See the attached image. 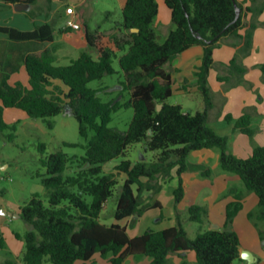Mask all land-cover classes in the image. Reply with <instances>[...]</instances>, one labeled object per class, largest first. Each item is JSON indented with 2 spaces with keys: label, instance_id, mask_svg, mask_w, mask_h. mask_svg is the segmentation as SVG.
Masks as SVG:
<instances>
[{
  "label": "trees",
  "instance_id": "1",
  "mask_svg": "<svg viewBox=\"0 0 264 264\" xmlns=\"http://www.w3.org/2000/svg\"><path fill=\"white\" fill-rule=\"evenodd\" d=\"M163 1L170 10L173 25L163 42L152 26L158 15L156 0H126L121 22L110 33L87 30L89 50L66 65L54 64L49 50L18 55H7L4 51L0 55V141L4 138L13 142L16 137L17 123L7 124L4 120L6 108L22 110L29 118L39 120L68 112L77 121L79 135L88 140L81 157L55 152L40 159L46 169L41 184L47 204L34 194L18 209L20 218L30 227L23 235L22 264H75L94 255L108 259L109 264H123L129 256H146L150 258L149 264H166L168 255L189 250L195 252L197 264H234L240 258V241L230 226L241 209L245 193H254L258 198L257 206L247 218L264 245V146L255 147L248 158L228 152L227 137L208 125L213 101L207 80L213 67L214 49L231 38L237 54L228 65L229 75L219 79L232 85L244 82L247 68L238 63V57L246 56L252 48L253 33L262 24L258 17L264 10V0H250L245 9L251 16L248 21L243 20V8L238 2L236 18L234 0ZM35 3L36 0H0L2 5H14L22 11ZM134 28L138 31L132 32ZM52 32L48 24L26 32L0 26L9 46L14 45L11 51L20 42L49 41ZM195 45L203 47L202 62L195 76L204 110L191 114L167 100L172 96L173 61ZM90 50L96 52V59ZM114 59H118L123 76L121 86L129 94L126 106L133 109V117L124 132L108 127L118 103L102 102L99 91L88 87L90 82L116 73L112 66ZM21 65L27 71L29 88L8 83ZM259 68L264 74V63ZM55 81L60 85L54 84ZM157 105H161L160 110ZM252 113L253 109H248L237 119L226 115L225 120L233 124L234 130L252 137L255 132L251 126ZM47 126L52 128L50 122ZM137 143H142L146 151L157 153L154 159L150 162L144 158L134 162L124 159L115 165V172L104 171L105 164L125 157L129 147ZM38 149L43 155L45 144H39ZM201 149L217 150L221 169L237 175L245 189L233 193L235 201L227 205L221 229L199 228L191 238L178 211L175 226L146 231L132 238L126 227L100 221L106 202L118 186V174H123L124 180L116 195L117 222L128 217L139 218L145 211L159 208V202L151 203L145 196L157 194L161 189L159 180H168L174 168L178 186L173 195L174 204L178 205L184 195L181 175L190 169L189 155ZM69 168L74 169L72 174L65 175ZM197 169L203 176L211 174L209 168ZM186 215L189 221L203 225L208 219V209L193 204L187 208ZM15 237L21 238L19 234ZM0 247H3L2 238ZM0 264L17 263L6 259Z\"/></svg>",
  "mask_w": 264,
  "mask_h": 264
},
{
  "label": "crops",
  "instance_id": "2",
  "mask_svg": "<svg viewBox=\"0 0 264 264\" xmlns=\"http://www.w3.org/2000/svg\"><path fill=\"white\" fill-rule=\"evenodd\" d=\"M86 1L73 0L72 2L77 7ZM235 1L242 5L243 20H250V14L245 12L246 7L250 5V0ZM156 2L158 4V15L152 24L154 31L158 28L162 18L165 20L168 18V24H171L170 10L164 1L156 0ZM69 6L74 8L72 4L65 0H59L55 6H52L49 0H43L41 3L36 0L35 5L23 11L16 9L14 5L4 6L7 9L10 23L5 25L0 24V26L26 32L33 31L38 26L48 24L51 25L53 32L52 39L49 41L30 40L20 42L15 44L17 48L15 47L14 51L10 50L14 45L9 46L10 43L7 36L0 33V55L4 54V51H6L7 55H18L19 52L49 50L54 56V64H56L59 60H68L70 62L76 59L82 52L89 50L85 34L90 28L83 25V35L79 34L81 25L78 22L76 9L74 8L73 15H68L65 12ZM263 17L264 10L258 17V20L262 24L253 33L252 48L246 56L240 58L241 65L247 68L243 76L244 82L232 85L230 82H224L219 79V77L223 78L229 75L228 65L235 55L234 39L231 38H226L223 44L214 49L213 67L207 78L213 101V107L208 112V125L217 134L227 137L228 152L239 158H248L255 147L264 146V74L259 68V65L264 63V28L261 27L264 26L262 22ZM68 20H74L79 25V28L73 29L67 27L66 23ZM171 29H173L171 25L165 29L164 39ZM111 31L103 32L110 33ZM72 53H77V56L72 55ZM202 58L203 47L195 45L180 53L173 61L171 97L180 95L182 99H185L184 104H177L182 107L185 113L194 114L204 110L203 98L198 90L195 76L198 67L201 65ZM8 83L10 85L19 83L29 88V77L24 65H21L18 72L10 76ZM54 84L60 85L58 81H55ZM197 96L200 101L197 102L196 111L193 112L194 108H190V105ZM251 108L254 109L251 117V126L255 132L252 137H248L234 130L233 124L228 123L225 120V116L231 115L233 119H237ZM3 117L7 124L19 123L22 120L26 121L29 119L24 111L16 108L4 109ZM188 163L190 169L181 175L184 195L178 205L175 206L173 195V191L178 186V176L176 175V168H174L168 180H159L161 189L157 194L145 196L147 201L151 203L155 201L159 202V208H151L145 211L134 222H132L131 217H128L119 222L115 220L116 222L112 224L117 223L120 226L126 227L129 237L132 238L146 231H160L175 226L177 224V211L181 215L183 222L187 208L193 204H200L206 206L208 209V219L205 223V229H221L225 222L227 205L235 201L233 193L244 192V186L237 175L224 172L221 169L217 150L201 149L193 151L189 155ZM196 167L209 168L211 171L210 176H203L202 171ZM231 190L234 191L231 192ZM257 203L258 198L254 193H245L241 199V209L230 227L238 234L240 251H250L253 255V261L255 260L257 264H264V261L261 262L260 260L264 259V250L261 246L259 235L247 218L248 213L257 206ZM245 262L247 261L244 260L243 263ZM149 263L150 258L146 256H129L123 264ZM75 264H109V262L108 259L94 255L88 261H78ZM166 264H197L195 252L189 250L180 254H170L167 257Z\"/></svg>",
  "mask_w": 264,
  "mask_h": 264
},
{
  "label": "rangeland",
  "instance_id": "3",
  "mask_svg": "<svg viewBox=\"0 0 264 264\" xmlns=\"http://www.w3.org/2000/svg\"><path fill=\"white\" fill-rule=\"evenodd\" d=\"M42 1L38 0L39 3ZM65 1L72 4L76 9L78 22L81 25L80 35H83L84 32L83 25L88 26L91 31L97 29L100 31L113 30L121 22V10L125 3V0H87L84 4L76 7V4L72 2L73 0ZM49 2L52 6H55L59 0H49ZM25 15L27 16L26 13ZM168 20V18L166 20L162 18L161 23L155 30L156 35L160 36V42L164 41L165 29L169 25L173 28L172 23L168 24ZM262 22L264 25V17L262 18ZM9 23L7 9L4 5L0 4V24L5 25ZM261 27L264 28V26ZM90 52L96 59V52L94 50H90ZM121 54L118 53L119 56ZM236 54L235 49L234 57ZM72 55L77 56V53H72ZM68 62V60H59L56 64H68ZM238 63L241 64L240 57H238ZM112 66L116 71L115 74L106 75L101 80L92 81L88 84V87L99 91L98 96L102 102L113 101V103H118V108L111 113L108 127L124 132L127 130L133 117V109L130 106H126L129 101V94L121 86L123 76L118 59L113 60ZM198 96L190 105V108H194L193 112L196 111L197 102L200 101ZM184 101L185 99H182L180 95H174L167 100L169 104H184ZM48 122L52 124V128H48ZM16 126V137L13 142H8L4 138L0 141V238L3 239V247H0V263L6 259H13L17 264H22V256L25 250L23 235L30 227L24 220L14 215L18 213L19 207L34 194H38L44 203L47 204L46 191L41 184V178L45 176L46 169L41 165L40 159L55 152H63L69 157H81L85 154L88 140L79 135L77 121L68 112H63L46 120L29 118L26 121H20ZM64 143L71 144L72 146H65ZM39 144H45L43 155L39 152ZM156 154L155 152L146 151L142 143H137L129 147L125 157L116 158L110 163L105 164L103 169L107 173L115 172V165L124 159L134 162L144 158L145 161L150 162ZM73 170L71 168L67 169L65 175L72 174ZM116 179L118 186L115 188L113 196L106 202L100 215V221L107 225L116 222L114 219L116 195L120 191L124 175L118 174ZM2 211L12 213L13 216L5 215ZM186 217L185 212L183 227L189 237H195L199 228L205 229V224L200 225L191 222ZM132 219L134 221L136 218L133 217ZM250 223L254 226L251 221ZM15 234H19L21 238L17 239ZM261 246L264 250L262 242ZM260 260L261 262L264 261V259ZM243 261L244 259L239 258L234 261V264H257L255 260L252 263H243ZM45 264L51 263L45 262Z\"/></svg>",
  "mask_w": 264,
  "mask_h": 264
},
{
  "label": "water",
  "instance_id": "4",
  "mask_svg": "<svg viewBox=\"0 0 264 264\" xmlns=\"http://www.w3.org/2000/svg\"><path fill=\"white\" fill-rule=\"evenodd\" d=\"M234 6H235V9H236V18H238V16H239V8H238L237 3H236L235 0H234ZM131 31L132 32H137L138 29L137 28H134V29H131ZM160 109H161V105H157V110H160ZM2 212L5 215L13 216L12 213H6L4 211H2ZM14 216L17 217V218H20V214H16ZM240 258L246 260L248 263H252L253 262V255H252V253L249 252V251H246V250L240 251Z\"/></svg>",
  "mask_w": 264,
  "mask_h": 264
},
{
  "label": "built area",
  "instance_id": "5",
  "mask_svg": "<svg viewBox=\"0 0 264 264\" xmlns=\"http://www.w3.org/2000/svg\"><path fill=\"white\" fill-rule=\"evenodd\" d=\"M65 12L68 15H73L74 14V8L69 6V7L66 8ZM66 26L67 27H71L73 29H78L79 28V25L74 20H68L67 23H66Z\"/></svg>",
  "mask_w": 264,
  "mask_h": 264
}]
</instances>
